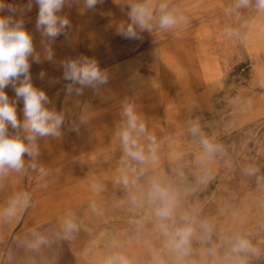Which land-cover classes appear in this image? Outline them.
Masks as SVG:
<instances>
[{"label": "rangeland", "instance_id": "rangeland-1", "mask_svg": "<svg viewBox=\"0 0 264 264\" xmlns=\"http://www.w3.org/2000/svg\"><path fill=\"white\" fill-rule=\"evenodd\" d=\"M5 2L19 8L27 0ZM136 2L144 0H106L84 12L66 4L59 15L70 27L54 40L36 28L37 5L24 13L40 60L29 57L31 82L64 123L60 137L37 138L38 155L24 154L21 171L0 177V210L16 193L31 196L16 216L0 217V264H105L113 256L131 264H264V13L255 0L247 8H236L238 0H151L155 15L163 3L188 22L170 30L154 23L128 40L119 30ZM81 57L95 59L109 82L68 95L61 63ZM4 91L22 124V98L11 86ZM125 104L145 125L132 134L143 162L125 154L118 135ZM17 132L24 135L8 127ZM202 139L220 150L209 155ZM67 180L79 182L70 200L55 194ZM154 181L175 197L167 220L155 215ZM185 226L192 236L178 254L165 233ZM238 237L254 251L233 252ZM37 239L44 243L34 247Z\"/></svg>", "mask_w": 264, "mask_h": 264}, {"label": "clouds", "instance_id": "clouds-1", "mask_svg": "<svg viewBox=\"0 0 264 264\" xmlns=\"http://www.w3.org/2000/svg\"><path fill=\"white\" fill-rule=\"evenodd\" d=\"M106 0H27L22 7L6 3L0 0V13L7 12L8 15H0V177L7 174L9 170L21 171L24 167V154L29 157L38 155L36 140L38 137H60V128L64 123V114L57 113L45 107L50 103L48 96L43 90L37 89L31 82L29 57H33L34 62L39 63V57L34 55L33 40L31 34L25 28L24 13L31 12L33 4L38 6V17L36 28L42 30V35L54 40L63 34L70 21L66 16L59 13L67 4L82 5L81 12L95 9L97 5H102ZM251 6V0H238L236 8H247ZM255 9L264 13V0H255ZM127 13L130 23L122 26L119 34L128 40H140V32L153 30L155 26L160 30H170L176 28L181 22L187 23V18L179 14L176 10H169L167 4H159L158 15L154 14V7L151 0L128 4ZM18 17V18H17ZM46 59H52L51 48H46ZM63 78L70 81L67 85V94L75 93L77 96L83 95L84 87L97 88L109 82L108 73L102 71L95 59L81 57L78 60L62 62ZM43 78L44 73H40ZM79 85V88H75ZM11 86L16 97L23 100L24 121L21 124L17 119L16 100L9 101L4 89ZM122 116L126 118V126L118 134L127 156L134 160L143 162L145 156L143 149L138 148L137 140L133 138V132L143 133L146 131L145 125L140 121L136 109L131 104L123 106ZM13 130H23L24 135L18 132L9 135L8 127ZM73 130L79 131L78 128ZM193 133L197 131L192 129ZM153 143L154 137H148ZM27 141V143L25 142ZM204 150L209 155L219 151L221 146L210 143L207 139H202ZM154 153L155 149L150 148ZM153 159L155 157L153 156ZM32 167L35 169L36 165ZM40 174L46 175L45 169H39ZM254 171V170H253ZM127 183V180H125ZM150 196L160 202L155 209V215L161 220L169 219L175 210L176 200L166 187L157 182L152 183ZM31 196L27 192H20L13 195L7 203V207L0 210V217L12 218L19 211L29 206ZM161 227H164L161 225ZM75 225L71 220H65V230L73 231ZM170 235L169 247L178 254H186L189 239L192 236V228L185 226L176 229ZM44 243L43 239H37L33 246L37 247ZM254 251L250 242L242 237H238L233 252ZM105 264H131V261L124 256H113L105 261ZM240 264H244L243 261Z\"/></svg>", "mask_w": 264, "mask_h": 264}, {"label": "crops", "instance_id": "crops-1", "mask_svg": "<svg viewBox=\"0 0 264 264\" xmlns=\"http://www.w3.org/2000/svg\"><path fill=\"white\" fill-rule=\"evenodd\" d=\"M66 183H69L70 186L68 187V190L67 191H62V188L63 187V184H66ZM77 183H79L77 181ZM74 182V180H67V181H59L57 184H58V187L56 186L55 188H57V191L55 192V194H57L56 196L60 195V194H63V193H66L67 195H65V197H67L69 200H70V195L73 197L74 193L77 191V186ZM74 184V185H73ZM101 192V191H100ZM84 197L82 198H79V199H83Z\"/></svg>", "mask_w": 264, "mask_h": 264}]
</instances>
